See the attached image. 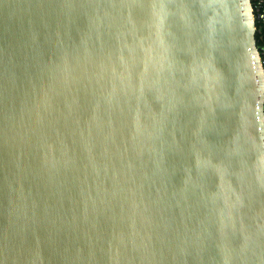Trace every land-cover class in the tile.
<instances>
[{
  "label": "water",
  "instance_id": "1",
  "mask_svg": "<svg viewBox=\"0 0 264 264\" xmlns=\"http://www.w3.org/2000/svg\"><path fill=\"white\" fill-rule=\"evenodd\" d=\"M251 0H0V264H264Z\"/></svg>",
  "mask_w": 264,
  "mask_h": 264
},
{
  "label": "built area",
  "instance_id": "2",
  "mask_svg": "<svg viewBox=\"0 0 264 264\" xmlns=\"http://www.w3.org/2000/svg\"><path fill=\"white\" fill-rule=\"evenodd\" d=\"M251 7L256 24V32L260 36L261 44L258 46V54L264 68V0H251ZM264 113V102H263Z\"/></svg>",
  "mask_w": 264,
  "mask_h": 264
},
{
  "label": "trees",
  "instance_id": "3",
  "mask_svg": "<svg viewBox=\"0 0 264 264\" xmlns=\"http://www.w3.org/2000/svg\"><path fill=\"white\" fill-rule=\"evenodd\" d=\"M256 41H257V45L259 46L261 44V42H260V36H259L258 32H256Z\"/></svg>",
  "mask_w": 264,
  "mask_h": 264
}]
</instances>
